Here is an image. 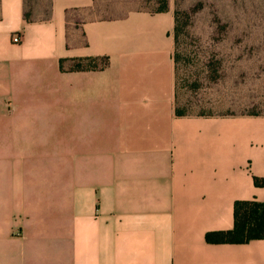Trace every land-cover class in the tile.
<instances>
[{"label":"crops","instance_id":"0c3cea01","mask_svg":"<svg viewBox=\"0 0 264 264\" xmlns=\"http://www.w3.org/2000/svg\"><path fill=\"white\" fill-rule=\"evenodd\" d=\"M150 4L0 0V264H264L205 241L264 203V115L176 116Z\"/></svg>","mask_w":264,"mask_h":264},{"label":"rangeland","instance_id":"374dc122","mask_svg":"<svg viewBox=\"0 0 264 264\" xmlns=\"http://www.w3.org/2000/svg\"><path fill=\"white\" fill-rule=\"evenodd\" d=\"M171 3L184 26L175 104L186 114L264 115V0Z\"/></svg>","mask_w":264,"mask_h":264},{"label":"trees","instance_id":"16d2710c","mask_svg":"<svg viewBox=\"0 0 264 264\" xmlns=\"http://www.w3.org/2000/svg\"><path fill=\"white\" fill-rule=\"evenodd\" d=\"M161 9H154L156 12H163L167 10V2ZM174 26L172 37L174 42L173 48V62H174V79L176 87V72L177 66L182 61L183 49L182 38L184 35V26L180 20V14L174 12ZM26 19V17H25ZM63 61H60V68L62 69ZM107 65V59H86L76 60L72 67L75 71H82L85 69H103ZM176 91V90H175ZM174 112L178 117L181 116H212L210 114H186L179 110L174 102ZM250 116H261L260 114H244ZM255 186H264V180L254 179ZM254 240H264V203L257 201L236 202L233 210V228L225 232L207 233L205 241L208 244H245Z\"/></svg>","mask_w":264,"mask_h":264},{"label":"built area","instance_id":"2783aa9c","mask_svg":"<svg viewBox=\"0 0 264 264\" xmlns=\"http://www.w3.org/2000/svg\"><path fill=\"white\" fill-rule=\"evenodd\" d=\"M20 40V37H16L15 41L18 42Z\"/></svg>","mask_w":264,"mask_h":264}]
</instances>
